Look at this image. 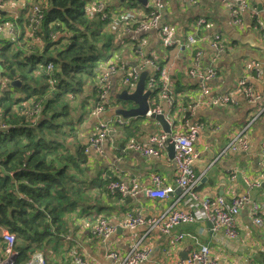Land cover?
<instances>
[{
	"label": "crops",
	"instance_id": "1",
	"mask_svg": "<svg viewBox=\"0 0 264 264\" xmlns=\"http://www.w3.org/2000/svg\"><path fill=\"white\" fill-rule=\"evenodd\" d=\"M248 1L257 10L260 6L261 11L258 10L257 19L264 26V0ZM34 4L45 6L46 0H4L3 7L0 9V23L3 24L0 32V54L3 51H16L17 47L22 48L23 45L28 44L26 40L30 37L26 29L27 14ZM196 18L206 19L209 23L206 29L221 34L227 44V50L215 64L216 76L208 83L210 96L233 90L237 81L244 77L253 85L255 91L262 95L260 103L262 105L264 103V42L256 33L250 15L244 13L243 24L238 27L230 19L226 7L220 0H195V2L184 3L181 0H166V8L162 15L163 24L175 25L184 34H195ZM12 24L18 31L16 37H12L9 33ZM32 44L35 43L31 41L24 48ZM145 52L168 70V76L173 84L176 108L179 109L180 114L179 125L175 131L184 132V123L187 119L190 122L196 121L205 125L195 144L197 158L194 175L198 179L196 194L202 199L223 197L229 201L244 194L245 179L260 180L259 185L250 190L249 197L251 202L258 204L263 223L257 226L253 222L251 203H249L239 212L237 235L233 239L227 238L222 230L213 232L208 222L179 224L174 226L168 235L156 231L147 233L144 226L134 230L123 228L122 221L128 214L139 213L144 218L157 216L168 208L177 196L174 185L176 171L173 159L167 156L166 145L162 156L156 159L127 150L126 146L129 141H134L155 147L149 144L148 139L150 135L163 133L162 129L152 119L147 118L146 121H141L137 125H133L136 120L132 119L124 120L123 125L116 124L119 126L115 128L116 131L111 129L110 134L115 133V136L112 139L109 135L103 157H97L94 154L87 156L92 163L94 162L102 176L110 181H118L126 185L135 179L141 192L134 197L124 199H121L118 193L111 194L112 196L105 194L100 201V209H95L99 212L95 218L89 217L94 210L91 214H85L82 217L71 216L72 224L68 231L72 240L69 244L75 246L78 252L93 264H112L106 257L108 251H118L124 255L138 240H141L143 247L150 250L148 261L141 264L157 262L173 264L177 259H182L192 250L198 249L200 245H206L209 248L210 256L217 264H247L249 262L264 264V181L261 180L264 177V111L258 115L257 108L246 104L242 99L235 107H192L197 99L198 85L196 80L186 75V69L189 66L187 61L191 55L187 54L185 49L180 51L161 49L154 33L151 34V40L146 45ZM205 52L208 55L213 53V51ZM129 54L130 51H125L122 56L130 58ZM149 72L147 69V73ZM111 83L112 98L122 89L117 77H114ZM18 97L21 99L23 95ZM23 103L26 106L30 104L29 100ZM99 118L108 120L109 124L111 122L107 111ZM118 119L122 118L116 116V122ZM96 123L97 119L91 112L85 122L86 130L83 131L86 138L85 146ZM236 137L246 141L247 148L223 152L229 142ZM153 174L161 178L164 187L174 189L173 193L163 201L150 199L144 193ZM232 174L236 175L234 181L230 180ZM102 216L116 227L115 233L106 243L98 241L91 235V226L98 217ZM180 234H187L189 237L185 236L178 243L173 242V238ZM55 256L48 258L49 264H78L67 252L60 251Z\"/></svg>",
	"mask_w": 264,
	"mask_h": 264
},
{
	"label": "trees",
	"instance_id": "2",
	"mask_svg": "<svg viewBox=\"0 0 264 264\" xmlns=\"http://www.w3.org/2000/svg\"><path fill=\"white\" fill-rule=\"evenodd\" d=\"M86 1L46 0L44 18L26 40L35 44L0 54L5 87L19 91L14 98L0 94V229L14 236L17 264L34 252L58 254L71 216L99 210L102 197L111 195L110 179L85 153L83 131L96 103L102 55L128 39L121 35L115 42L104 31L107 19H88ZM22 66L28 71L20 72ZM37 103L39 113L30 116ZM3 245L0 236V250Z\"/></svg>",
	"mask_w": 264,
	"mask_h": 264
},
{
	"label": "built area",
	"instance_id": "3",
	"mask_svg": "<svg viewBox=\"0 0 264 264\" xmlns=\"http://www.w3.org/2000/svg\"><path fill=\"white\" fill-rule=\"evenodd\" d=\"M182 3L195 2V0H181ZM4 0H0V9L3 7ZM221 4L226 7L228 15L236 26L243 24V14L248 13L253 21V27L256 33L264 42V26L260 24L257 17L259 11L248 0H220ZM109 2L106 0H87L85 5V14L88 19H93L94 15L107 19L104 31L116 34L118 38L121 35L127 37V43L117 45L120 51H130V58L122 56L114 60L116 54L111 55L107 60L100 63L94 85L96 92V103L93 106L92 115L97 119V123L92 133L87 138L85 153L94 154L97 157L104 156L105 144L108 141L111 129L109 121L101 117L107 110L111 102L112 83L114 77L118 78L122 90L132 92L139 81L143 72L147 73L145 79V91L150 92L149 106L146 118L152 114H164L165 120L171 125V140L174 147L173 163L176 171L174 178L175 192L177 196L172 204L157 216L144 218L138 214H128L122 221V227L128 230H134L137 227H146V232L156 231L160 234L168 235L170 230L179 224L208 222L211 224L213 232L222 230L227 238L233 239L237 235V218L240 210L251 203L252 219L257 226L263 223L262 214L258 204L251 202L249 192L253 187L259 185L260 180L245 179L246 189L243 195L234 197L227 201L223 197L200 198L195 188L198 179L194 175V166L197 158L195 144L198 137L203 132L205 125L201 122H190L187 119L184 123V132H176L179 120L176 123L170 118V113L177 107L173 95V84L168 76V70L159 65V63L145 52V47L151 40V34L154 33L163 50L185 49L187 54L191 55L188 59L186 75L197 81L198 95L195 104L192 107H235L242 99L248 105H254L258 110V115L264 111L262 95L257 93L251 83L246 78H240L236 87L226 93L210 96V87L208 83L216 76V62L227 50L225 38L221 34L209 31L207 28L208 21L203 18H196L194 29L195 34H184L175 25L163 24L162 15L166 8V0H146L144 6L140 5L139 10L134 7L123 10L111 11L108 7ZM136 7V6H135ZM44 6L34 4L30 7L27 14L26 29L29 34L40 26L44 16ZM106 9H108L106 11ZM3 24H0V32ZM198 32V34H197ZM9 33L12 37L18 34L14 24L11 25ZM117 42V39L115 40ZM125 46L127 50H125ZM205 51H213L207 54ZM101 66V67H100ZM257 65H255L256 67ZM52 65L47 64L45 70L51 71ZM0 72V81L2 78ZM133 88V89H130ZM163 105V106H162ZM179 110V109H178ZM40 111V104L37 103L29 113L30 116L37 115ZM177 114L178 112L175 111ZM178 116V115H177ZM179 118V117H178ZM124 120L118 119L116 124L123 125ZM3 127V126H0ZM165 135H150L149 145L139 142L129 141L126 143L127 150H132L144 157L160 158L165 150ZM247 143L240 140L239 137L229 142L226 149L236 151L237 149L245 150ZM236 175H230V180L234 181ZM264 181V177L261 178ZM151 185V186H150ZM109 194L119 193L121 199L134 197L141 192L138 182L133 179L129 185L118 181H111L107 185ZM174 189L164 187L163 181L157 174L150 176L149 186L144 190L146 197L163 201L173 193ZM3 240V248L0 250V264H17V252L15 250L14 236L4 229H0ZM115 225L110 224L105 218L98 217L91 226V235L102 243H106L115 233ZM185 236L177 235L173 242L178 243ZM70 242L72 238L67 234L64 238ZM73 257L74 262L78 264H93L89 259L82 256L74 247L67 252ZM150 250L143 247L141 240L135 241L130 249L121 255L118 251H108L106 254L112 264H141L148 261ZM45 256L41 252H34L30 255L24 264H48ZM155 264H163L157 262ZM173 264H217L210 256L209 248L206 245H200L198 249L192 250L185 259H177ZM247 264H253L249 262Z\"/></svg>",
	"mask_w": 264,
	"mask_h": 264
},
{
	"label": "water",
	"instance_id": "4",
	"mask_svg": "<svg viewBox=\"0 0 264 264\" xmlns=\"http://www.w3.org/2000/svg\"><path fill=\"white\" fill-rule=\"evenodd\" d=\"M125 0H119L120 3H123ZM131 2H136L139 5L144 6L146 4V0H129ZM258 10L261 11L260 6L258 7ZM147 73L143 72L140 75L139 81L136 85V88L132 92H128L127 90H122L117 95V100L119 101H130L133 103V107L129 109H123L119 108L116 109L115 115L118 117H121L123 120H129V119H136V118H145L146 113L148 111L149 106V98H150V92L145 91V79H146ZM17 81L13 82V84H16ZM149 119H152L156 121V123L160 126L162 129V132L165 135L164 142L166 144V153L169 159H173L174 157V147L173 144L170 142L171 140V125L167 123L165 120L164 114H152ZM211 225V224H210ZM186 257H183L182 259H185Z\"/></svg>",
	"mask_w": 264,
	"mask_h": 264
},
{
	"label": "rangeland",
	"instance_id": "5",
	"mask_svg": "<svg viewBox=\"0 0 264 264\" xmlns=\"http://www.w3.org/2000/svg\"><path fill=\"white\" fill-rule=\"evenodd\" d=\"M109 3H110V5H108V6H110V8L111 9H113V10H117V9H120V8H122L123 10H127V9H130V5H129V2L130 1H128V0H125L123 3H116V1L117 0H107ZM138 4V3H137ZM139 5V4H138ZM138 5H136V7L135 6H132V7H134L136 10H139L140 8L138 7ZM0 24H2V23H0ZM175 28H177V26H175ZM114 35V39H113V41H115L117 38H118V36H116V34H113ZM127 42H130V41H127ZM119 44H123V43H119ZM127 47L128 46H125V50H127ZM166 51V50H165ZM10 52H12V51H8V54H14L16 51H14L13 53H10ZM122 53H124V51L122 52V51H120V50H117V49H115L114 51H112V50H110V49H108L107 51H105L104 53H103V55H102V58H103V60L101 61V62H103V61H105V60H107L111 55H113V54H116V57H115V59L114 60H117V59H120L121 57H122ZM2 54V53H1ZM1 56V55H0ZM100 62V63H101ZM51 70H52V68H51ZM23 72V73H25V72H27L28 70L26 69V67H24V66H22L21 68H20V72ZM96 71H98V68L96 69ZM0 72L2 73V68L0 67ZM7 77V76H6ZM8 78V77H7ZM5 86H8L7 85V81L5 80V78L4 77H2L1 78V81H0V94H2L4 91H5V94H7L8 96H12V98H14V96H16V94L17 93H19V91L18 92H12V90H10V88H6ZM5 87V88H4ZM5 89H7V90H5ZM130 89H133V88H130ZM87 91V86L85 87V92ZM84 94V93H83ZM20 95H23V93L21 92L20 93ZM118 95V94H117ZM117 95L115 96V97H112L111 98V102H110V104H109V106H107V116L108 117H110V119H111V122H110V124H109V126H110V129H112V130H114V131H116L115 130V128L116 127H119V126H116V120H115V118H116V115L114 114V111H115V109H119V108H123V109H129V108H132L134 105H133V103L132 102H130V101H119V100H117ZM78 98H75L74 99V101H76ZM70 107H72V103L70 104ZM71 109V108H70ZM93 111V110H92ZM175 111H178V108H175V110L174 111H172L171 113H170V118L172 119V121L174 122V123H176V119H178L179 120V118H178V116H177V114L175 113ZM115 120V121H114ZM129 120H132V119H129ZM134 120H136V121H134V124L133 125H137L139 122H141V121H146L147 120V118L145 117V118H136V119H134ZM141 125V124H140ZM110 136H111V138L113 139L114 138V136H115V133H111L110 134ZM98 213L99 212H97V210H94L93 212H92V214L91 215H89V217L90 218H95L96 216H98ZM103 217V216H102ZM105 219H106V217H104ZM66 236H64V238H65ZM60 245H61V247H59V252L60 251H63L64 253L65 252H68L70 249H72V248H74L75 246H72V245H70L69 244V242H66V241H61V243H60ZM70 245V246H69ZM45 256V255H44ZM53 257H56L55 255H53ZM45 258H46V260H48V258L49 257H46L45 256ZM49 261V260H48Z\"/></svg>",
	"mask_w": 264,
	"mask_h": 264
},
{
	"label": "bare ground",
	"instance_id": "6",
	"mask_svg": "<svg viewBox=\"0 0 264 264\" xmlns=\"http://www.w3.org/2000/svg\"><path fill=\"white\" fill-rule=\"evenodd\" d=\"M119 194V193H118Z\"/></svg>",
	"mask_w": 264,
	"mask_h": 264
}]
</instances>
